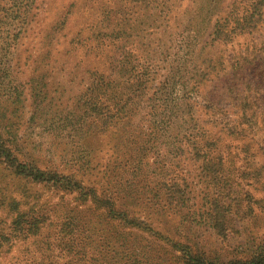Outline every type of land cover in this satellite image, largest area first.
<instances>
[{"label":"trees","instance_id":"1","mask_svg":"<svg viewBox=\"0 0 264 264\" xmlns=\"http://www.w3.org/2000/svg\"><path fill=\"white\" fill-rule=\"evenodd\" d=\"M75 4V0L68 2L60 14L54 17L43 36L42 44L46 51L39 60L40 75L22 83L29 90L30 123L42 116L45 102L51 106L52 84L47 80L54 75L52 71H63L64 60L76 58L77 48L84 47L82 43L88 40L83 35L86 29H91L92 26L97 29L105 23L106 26H112L110 36L113 39L122 38L120 35L123 34V25L127 21L126 16H122L124 9L113 8L107 2L101 5L86 28L80 27L69 36L61 34L69 27L68 18L73 14ZM140 4L144 10L156 6L158 13L155 17L159 19L161 15L169 16L174 20L173 23L176 22L178 12L180 14L177 9L185 5L180 15L186 17L185 24L183 26L176 22L175 27L183 36V46H179L184 52L181 63L174 67L171 74L164 76L152 94L145 99V102L148 101L146 108H141L138 105L141 102L139 99L147 95L145 91L150 77L146 69L137 72L124 54V58L120 60L112 56L104 58L102 64L107 66V70L99 72L101 62L95 61L98 56L96 48L86 49L84 56H89L90 61L82 64L79 60L73 66V69L76 66L77 75L71 74L76 78L83 73L91 81L88 80L86 88L73 96L68 107L62 108L57 114V120L48 124L52 126V130L65 132L66 134H61L62 137L69 139L60 151L66 161L64 170L44 166L46 164L38 150L34 148L33 155L30 150L34 149H27L26 141L19 133L20 127L13 121L23 104L22 91L18 89L21 82H16L11 87L10 66L7 65L9 59L6 58L7 55H0V100L3 106L0 107V210L13 215L6 227L0 221V254L8 252L4 248L9 249L8 245L13 240L26 241L24 244L32 246L45 239L41 243L47 247L51 245L40 233L41 225L46 220L44 213H40L43 203H39L40 196L36 192L30 191L31 186H40L75 194L80 205L91 202L94 210L87 208L80 214L75 212V208L65 206V211L61 213L63 224L60 225V232L70 235L66 244L70 243L73 247L71 242L74 235L71 233L84 232L90 238L91 249L101 258H106L108 264L113 260L119 264L126 261L139 264V261L147 262L156 258L150 252L145 253L144 247L136 242L137 238L131 239V234L120 236L110 225L101 229L100 223L103 221L117 222L129 230L143 232L166 243L172 251L179 253V257L169 259L177 264H264V242L251 245L243 258L219 261L205 256L197 246L192 247L165 236L161 230L170 223L171 217L176 219L178 216V227L183 225L182 219L185 216L181 217L177 208L184 207V193L181 189H169L160 199L159 194L153 193L149 188L150 182H147V188L140 186L142 182H146V174H140L146 164L147 154L160 155L161 148L172 153V157L189 155L193 165H197L201 172H211L214 179L226 163L224 154L227 156L228 150L232 148L230 145L224 146L226 142L237 143L240 146L239 153L244 156L245 161L256 155L264 158V43H246L243 49H238L235 56L227 60V69L232 70L229 73L223 68L225 59L220 56L212 58L204 53L205 48L214 43L230 44L236 38L253 36L264 30V0H141ZM40 14L37 0H0V50L9 48L10 51L25 28L35 23ZM7 27H12L9 34ZM3 34L7 41L1 43ZM59 35L62 37H58ZM126 54L129 57V53ZM55 56H60L61 59H54ZM248 73L251 79L246 77ZM220 74L232 80L230 93L238 102L233 106L235 116L224 125L208 124L209 122L199 120L195 115L194 105L192 107L187 98L190 94L198 96L201 87L218 80ZM239 85L245 87L243 96L244 90ZM212 97H215V90L204 97L206 104L217 107L218 103ZM136 119L139 126L133 125ZM140 121L147 122V126H141ZM205 126H210V129ZM112 131L117 136L111 147L112 167L106 174L103 173L108 183L106 186L99 184L95 187L86 177L88 172L99 165L96 163L92 166L93 143ZM256 133H260L262 138L256 140ZM248 134H251V138H248ZM124 167L140 172L137 174L138 179L132 177L122 179V182L123 171L120 170ZM139 176L143 179L139 180ZM5 178L10 179L4 183ZM192 180L191 178L189 182L187 178H183L182 190L189 188ZM8 186L11 190L7 189ZM235 186L239 187L238 184ZM146 190L150 195L148 197L145 196ZM216 193L215 198L202 206L203 209H198L197 219L187 214L185 222L203 225L215 236L225 238L231 229V215L238 212V204L240 200H244V196L237 199V191H232L230 187ZM152 207L160 219H153L155 214H152V218L141 215L152 210ZM84 212L99 221V224L95 227L90 224V220H86L81 226L77 218ZM70 245L67 248H71ZM98 245L101 251L110 250L109 253L101 255ZM30 262L41 264L33 259ZM48 264L55 263L52 261Z\"/></svg>","mask_w":264,"mask_h":264},{"label":"rangeland","instance_id":"2","mask_svg":"<svg viewBox=\"0 0 264 264\" xmlns=\"http://www.w3.org/2000/svg\"><path fill=\"white\" fill-rule=\"evenodd\" d=\"M70 1L37 0L41 10L39 19L25 28L24 33L20 35L15 46L10 51L9 48L8 50H0V55H7L6 58L9 59L7 65L10 66L11 87L13 88L16 82H21L18 89L22 91L21 101H23V104H21L22 107H20L18 115L13 118V121L20 127L19 133L20 135L22 134L23 140L26 141L27 149H37L38 153L44 159L46 164L44 166H51L57 168L59 171L64 170L63 166L66 164L60 151L69 139L62 137V135L66 134L65 132L60 133L62 132L61 130H52V126L48 124L51 121H56L58 118L57 114L63 110L62 108L68 107L73 101V96L86 88L88 80L91 81V78H88L83 73L79 74L76 78H73L71 74L73 73L74 76L77 75L76 66L74 69L73 66L79 60L82 61V64H85L87 60L90 61L89 56H84L86 49L96 48L98 56L95 61L101 62L99 72L107 70V66L102 64L104 58L112 56L116 60H120L124 58V54L137 72L146 69L150 77L145 91L147 95L139 99L141 102L138 105L141 108H146L145 106L148 101L145 102V99L152 94L164 76L171 74L174 67L181 63L184 54L179 48L182 45L181 40L183 36L180 35L179 29L175 27L176 22L183 26L185 24L186 17L180 16L182 8L185 5L181 9H177L180 11V14L178 12L176 22L173 23L174 20L169 16L164 17L161 15L157 19L155 17V14L158 13L156 6H152V9L144 10L140 4L141 0H75L76 4L72 8L73 14L69 16L67 22V26L69 27L62 31L61 34H68L69 36L74 30L77 31L80 27L86 28L90 25L93 16L101 9V5L107 2L113 8L121 7V9H124L122 16H126L127 21L124 22L123 34L120 35L122 38L119 40L117 38L113 39L110 36L112 26H106L105 23L97 29H94L93 26L91 29H86L83 35L87 36L88 40L82 43L84 47L77 48L75 53L77 54L76 58L71 57L68 60H64L63 71H52L54 75L47 80L52 84L50 96L52 98L51 106L54 108L45 102L44 105L46 107L42 112V116L37 117L35 122L30 123L28 122L31 116V108L29 106L30 95L28 86L22 83L32 77L40 75L41 68H38V66L41 65L39 60L46 51L45 46L42 44L43 36L54 17L56 18ZM6 29L9 31V34L12 27H7ZM58 37H62V35ZM5 41L7 39H5V34H3L1 43ZM261 42L264 43V30L257 32L253 36L247 37L245 35L236 38L230 44L214 43L212 46H207L204 53L212 58L220 56L225 59L223 68L225 72L229 73L232 70L227 69V60L234 57L238 49H243L247 45L246 43H249V45H257ZM127 52L129 53V57L126 54ZM53 58L57 60L61 59L60 56ZM2 64L4 65L3 61ZM57 64L55 63V65ZM4 66L7 67L6 65ZM77 69H79V66H77ZM249 74L246 77L251 79ZM71 79L72 82L70 83L69 81ZM231 85V78L223 77L220 74L218 80L201 87V92L198 96L190 94L191 96L187 98V102L192 107L194 105L195 115L198 116L200 121L209 122L208 124L221 123L222 125L230 120L232 121V117L234 118L235 116L233 115L235 112L233 106L238 102L231 96L229 89ZM239 87L241 90H244L243 96L245 94V87L240 85ZM55 88H57V91H55ZM214 90L215 97L212 98L218 103L217 107H212L208 103L206 104L204 99V97H207ZM0 107H3L2 101L0 102ZM206 107L210 109L208 110ZM136 123L137 119L133 125L139 126ZM142 125L147 126V122L142 123ZM205 127L210 129V126ZM67 136H69V132ZM254 137L258 140L262 138V135L256 133ZM116 138L117 136L112 131L99 137L93 143L94 153L92 154V166H95L96 163L99 165L94 170L88 172L86 177L95 187H98L99 184L106 186V183H108L103 173L106 174L112 167L113 157L111 147L115 143L114 140ZM248 138H251V134H248ZM224 144V146L230 145L232 148L228 150L227 156L224 154L226 163L216 174L215 179L211 172H201V169L197 165H193V161L190 162L189 160V155L181 154L172 157V153L165 151V148L160 149V155L153 153L147 154L145 159L146 164L144 161L143 164L145 165L142 167L140 174V176L146 174V182H142L143 184H140V186L144 185L147 188V182H150L149 188L153 193L159 194L158 197L160 199L163 193H166L169 189L176 191H180L181 189L184 193V207L178 206L177 208L180 216H185L182 219L183 225L178 227V216H176V219L171 217L170 223L166 224L164 229L161 230V233L169 236L174 241L186 243L192 247L197 246L205 256L219 261L243 258L251 245L264 242V158L261 155H256L254 158H249L245 161L243 160L244 156L239 153L240 146L237 143L228 144L226 142ZM54 147L57 148L54 149ZM35 149L30 150L33 155L35 154ZM252 152L254 153V148ZM1 169L2 167H0V174ZM120 171H123L124 176V178L121 176V181L122 179L126 180L132 177L138 179L137 174L140 173L133 172L128 167H124ZM140 176L139 180H142L143 177L140 178ZM183 178H187L189 182L191 178L193 179L192 185L185 190H182L183 188L181 187ZM9 179L5 178L4 183L8 182ZM237 184L239 187L235 186ZM229 187L232 191H237V199H240L243 195L244 200H240L238 212L236 211L231 215L233 219L231 229L225 238L215 236L213 232L203 225H193L185 222L188 216L187 214L196 218L198 216V213H196L199 211L198 209H203L202 206L206 205L212 198H215L218 190H226ZM7 189L11 190V187L8 186ZM30 191L36 192L40 196L39 203H43V210H40V213H44L46 220L41 225L42 229L40 233L50 242V248L44 243H41L45 239L36 242L32 246L28 243L24 244L26 241L19 240L14 242L13 240V243L8 245L10 246L9 249L7 247L4 248L8 252L0 254V264H32L30 262L31 259L39 261L41 264H48L52 261L55 264H70L69 262L73 264H108L106 258H101L91 249L90 238L84 232L71 233L74 235V237L72 236L73 239L71 242V244H74V247L70 243L66 244L69 242L70 235L63 231L60 232V225L63 224L61 213L65 211V206L75 208V212L80 214L81 211H86L87 208L94 210L90 201L85 205H80V202L76 200L75 194H67L68 192L65 193L40 186H31ZM247 195L250 197L248 198ZM145 196H150L148 191ZM85 213L79 215L80 218H77L80 220L78 221L80 225L82 226L84 221L90 220V224L96 227L99 221L95 220L91 215H88V213ZM152 214H155L154 207L148 212L141 213L142 216L149 215V218H152ZM12 218L13 215L0 210V221L4 227L9 225ZM160 218L159 215L155 214L153 219ZM100 224L101 229H105L107 225L114 227L115 232L120 236L131 234V239L136 237V242L144 247L145 253L150 252L156 258L147 260V262L139 261V264H177L174 263L175 261L173 259H171L172 261H169V259L170 257H179V253L172 251L166 243L155 240L143 232L129 230L117 222L111 223L109 221H103ZM93 237L92 241L94 239ZM69 245L71 248H67ZM98 250L101 255H106L110 251H101L99 245ZM131 263L126 261L120 264ZM109 264L119 263H115L113 260Z\"/></svg>","mask_w":264,"mask_h":264}]
</instances>
